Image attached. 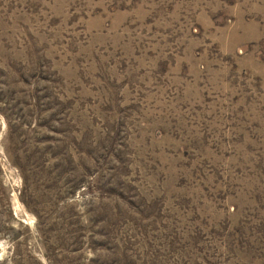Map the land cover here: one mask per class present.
<instances>
[{"label": "rangeland", "instance_id": "1", "mask_svg": "<svg viewBox=\"0 0 264 264\" xmlns=\"http://www.w3.org/2000/svg\"><path fill=\"white\" fill-rule=\"evenodd\" d=\"M0 264H264V0H0Z\"/></svg>", "mask_w": 264, "mask_h": 264}]
</instances>
